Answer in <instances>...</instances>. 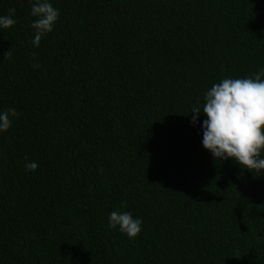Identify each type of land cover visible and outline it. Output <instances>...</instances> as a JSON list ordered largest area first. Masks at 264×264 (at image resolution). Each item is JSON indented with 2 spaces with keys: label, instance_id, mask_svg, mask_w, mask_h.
<instances>
[{
  "label": "trees",
  "instance_id": "obj_1",
  "mask_svg": "<svg viewBox=\"0 0 264 264\" xmlns=\"http://www.w3.org/2000/svg\"><path fill=\"white\" fill-rule=\"evenodd\" d=\"M51 2L35 47L30 0H0L17 21L0 110L18 113L0 133V264H264V171L216 161L190 123L213 83L264 68V0ZM116 209L143 219L136 238L108 227Z\"/></svg>",
  "mask_w": 264,
  "mask_h": 264
},
{
  "label": "clouds",
  "instance_id": "obj_2",
  "mask_svg": "<svg viewBox=\"0 0 264 264\" xmlns=\"http://www.w3.org/2000/svg\"><path fill=\"white\" fill-rule=\"evenodd\" d=\"M30 4V15L35 17L31 23L34 29L31 43L38 47L42 37L54 30L59 9L51 0H30ZM14 16V8H9L7 15H0V30L13 26L17 22ZM10 52L11 49L6 54ZM39 66L33 64V67ZM190 114V123L199 124L202 130L203 148L216 161L231 158L252 173L264 171V68L248 76L225 77L213 83L204 92L203 103L198 98ZM201 115L205 117L202 122ZM17 116L13 107L0 110V133L8 131ZM37 167L35 161L25 163L28 171H35ZM142 225L143 219L133 216L131 211L116 209L108 214V227L129 239L138 236Z\"/></svg>",
  "mask_w": 264,
  "mask_h": 264
}]
</instances>
